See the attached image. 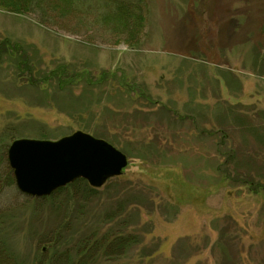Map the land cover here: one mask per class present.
<instances>
[{"label": "rangeland", "instance_id": "374dc122", "mask_svg": "<svg viewBox=\"0 0 264 264\" xmlns=\"http://www.w3.org/2000/svg\"><path fill=\"white\" fill-rule=\"evenodd\" d=\"M72 5L0 7V264H264V0ZM77 132L122 175L23 194L11 144Z\"/></svg>", "mask_w": 264, "mask_h": 264}, {"label": "water", "instance_id": "95a60500", "mask_svg": "<svg viewBox=\"0 0 264 264\" xmlns=\"http://www.w3.org/2000/svg\"><path fill=\"white\" fill-rule=\"evenodd\" d=\"M18 189L30 197H48L83 179L101 189L122 175L128 158L102 139L77 132L58 141L19 139L8 150Z\"/></svg>", "mask_w": 264, "mask_h": 264}, {"label": "trees", "instance_id": "16d2710c", "mask_svg": "<svg viewBox=\"0 0 264 264\" xmlns=\"http://www.w3.org/2000/svg\"><path fill=\"white\" fill-rule=\"evenodd\" d=\"M99 2L105 1L107 4V12L105 16V20L112 21L114 23H123L122 26L130 25L133 20L139 23L141 19L138 14L140 10L143 8V0H97ZM72 4H75V0H0V7L7 9L10 12L14 13H29L34 8L42 6H50L60 11V13L64 14L68 10L72 8ZM111 9V11H110ZM110 11V12H109ZM113 11V12H112ZM112 12V13H111ZM140 19V20H139ZM137 23V24H138ZM131 27V25H130ZM130 27H128L130 29ZM32 71V69H30ZM78 181H83V179H79ZM85 182V181H83ZM86 184V182H85ZM87 185V184H86ZM89 191H94L89 188ZM65 189H59L56 193L63 192ZM55 193V194H56ZM126 238H115L111 240L109 243V248H114L117 245L124 246L126 242ZM53 264H65L64 260L57 259Z\"/></svg>", "mask_w": 264, "mask_h": 264}]
</instances>
